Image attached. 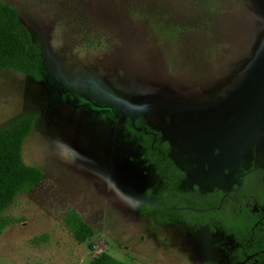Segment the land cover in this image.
<instances>
[{"label": "rangeland", "instance_id": "rangeland-1", "mask_svg": "<svg viewBox=\"0 0 264 264\" xmlns=\"http://www.w3.org/2000/svg\"><path fill=\"white\" fill-rule=\"evenodd\" d=\"M40 49L43 80L0 71V129L35 123L22 146L40 185L3 214L0 264H231L219 227L188 226L139 139L140 119L194 187L231 194L264 180V0H0ZM74 209L91 250L64 224Z\"/></svg>", "mask_w": 264, "mask_h": 264}, {"label": "trees", "instance_id": "trees-1", "mask_svg": "<svg viewBox=\"0 0 264 264\" xmlns=\"http://www.w3.org/2000/svg\"><path fill=\"white\" fill-rule=\"evenodd\" d=\"M40 54L17 11L0 2V71H12L41 82ZM34 121L33 115H21L0 129V235L8 225L2 214L18 195L28 193L43 179L41 169L25 165L21 156ZM121 126L130 137L139 139L155 166L165 196L183 209L182 217L188 226L221 228L237 245L231 264H264V180L260 170L246 172L240 186L231 194L219 190L200 193L196 187L179 192L177 186L185 179V174L169 157V144L138 118L125 117ZM63 221L75 243H87L91 250L90 240L94 233L80 215L74 209H68ZM88 264L124 263L102 253Z\"/></svg>", "mask_w": 264, "mask_h": 264}]
</instances>
